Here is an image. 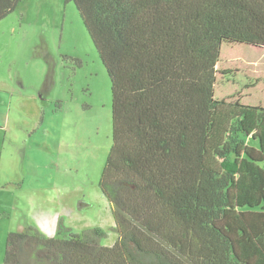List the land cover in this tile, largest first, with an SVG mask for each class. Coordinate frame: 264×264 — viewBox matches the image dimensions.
Here are the masks:
<instances>
[{
	"label": "trees",
	"instance_id": "obj_1",
	"mask_svg": "<svg viewBox=\"0 0 264 264\" xmlns=\"http://www.w3.org/2000/svg\"><path fill=\"white\" fill-rule=\"evenodd\" d=\"M17 0H0V21ZM111 84L106 231L9 232L3 264H264V108L215 96L222 45L264 49V0H64Z\"/></svg>",
	"mask_w": 264,
	"mask_h": 264
},
{
	"label": "rangeland",
	"instance_id": "obj_2",
	"mask_svg": "<svg viewBox=\"0 0 264 264\" xmlns=\"http://www.w3.org/2000/svg\"><path fill=\"white\" fill-rule=\"evenodd\" d=\"M16 3L0 21V264L9 232L50 235L58 218L75 233L102 228L104 246L117 238L99 189L111 146L106 70L72 3ZM217 70V99L264 108V49L224 44Z\"/></svg>",
	"mask_w": 264,
	"mask_h": 264
},
{
	"label": "crops",
	"instance_id": "obj_3",
	"mask_svg": "<svg viewBox=\"0 0 264 264\" xmlns=\"http://www.w3.org/2000/svg\"><path fill=\"white\" fill-rule=\"evenodd\" d=\"M10 97L12 98L13 96L11 95ZM0 144H2V142H1V137H0ZM37 227L39 228V226H37ZM39 229H40V228H39ZM41 231H42L43 233H45L46 235L50 236V237L53 236L54 233H55V229H54V232H53L52 234H50V235L48 234V232H46V231H44V230H42V229H41Z\"/></svg>",
	"mask_w": 264,
	"mask_h": 264
}]
</instances>
